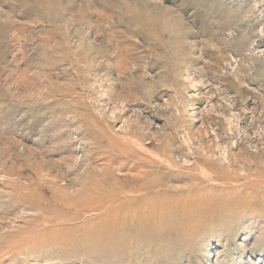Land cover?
<instances>
[{
    "label": "rangeland",
    "instance_id": "1",
    "mask_svg": "<svg viewBox=\"0 0 264 264\" xmlns=\"http://www.w3.org/2000/svg\"><path fill=\"white\" fill-rule=\"evenodd\" d=\"M0 264H264V0H0Z\"/></svg>",
    "mask_w": 264,
    "mask_h": 264
}]
</instances>
